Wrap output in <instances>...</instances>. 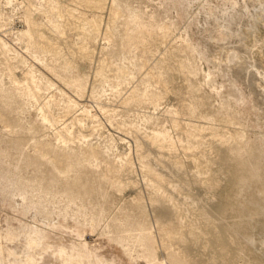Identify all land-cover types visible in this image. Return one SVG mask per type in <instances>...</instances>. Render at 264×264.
<instances>
[{
    "label": "rangeland",
    "instance_id": "rangeland-1",
    "mask_svg": "<svg viewBox=\"0 0 264 264\" xmlns=\"http://www.w3.org/2000/svg\"><path fill=\"white\" fill-rule=\"evenodd\" d=\"M181 263L264 264V0H0V264Z\"/></svg>",
    "mask_w": 264,
    "mask_h": 264
},
{
    "label": "bare ground",
    "instance_id": "bare-ground-1",
    "mask_svg": "<svg viewBox=\"0 0 264 264\" xmlns=\"http://www.w3.org/2000/svg\"><path fill=\"white\" fill-rule=\"evenodd\" d=\"M140 239L143 241V243L146 242V243L150 244V238L148 236H141ZM150 254H153V250L151 249V247H150ZM181 264H183V263H181Z\"/></svg>",
    "mask_w": 264,
    "mask_h": 264
}]
</instances>
